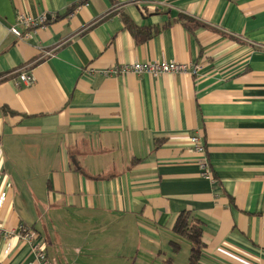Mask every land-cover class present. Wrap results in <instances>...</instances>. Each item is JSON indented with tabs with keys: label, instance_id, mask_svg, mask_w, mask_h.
<instances>
[{
	"label": "crops",
	"instance_id": "obj_1",
	"mask_svg": "<svg viewBox=\"0 0 264 264\" xmlns=\"http://www.w3.org/2000/svg\"><path fill=\"white\" fill-rule=\"evenodd\" d=\"M18 12L47 22L17 38ZM136 61L199 68L102 73ZM0 195V264H37L20 226L55 264H187L181 212L198 264H264V0H0Z\"/></svg>",
	"mask_w": 264,
	"mask_h": 264
},
{
	"label": "built area",
	"instance_id": "obj_2",
	"mask_svg": "<svg viewBox=\"0 0 264 264\" xmlns=\"http://www.w3.org/2000/svg\"><path fill=\"white\" fill-rule=\"evenodd\" d=\"M46 17L44 15H40L38 17L29 16L23 12H18L16 15V22L14 25L9 26L8 32L16 36L17 38L25 37L29 34V31L34 30L38 26L42 25L45 21ZM24 28L25 31L20 30ZM49 54V53H46ZM198 65L196 63H178L175 61H136L128 64H123L120 66H113L110 69L104 70L102 73L104 75H124L126 73H131L135 75L147 74L152 78L158 77L162 74H183L186 72H190L195 74L198 70ZM16 84L22 83L25 85H30L33 82V77L27 72V66L19 68L17 71ZM190 143L192 144V151L201 156L198 159V164L200 167V174L213 180L212 172L208 163V156L204 144L200 142L198 136L192 135L189 138ZM3 200V196L0 195V203ZM0 227V232L3 231ZM4 233L13 234L14 232L5 231ZM17 235L20 239L26 241L30 246V251L34 254L37 264H55L52 260H50L42 245L37 239L36 233L28 227L20 226Z\"/></svg>",
	"mask_w": 264,
	"mask_h": 264
},
{
	"label": "trees",
	"instance_id": "obj_3",
	"mask_svg": "<svg viewBox=\"0 0 264 264\" xmlns=\"http://www.w3.org/2000/svg\"><path fill=\"white\" fill-rule=\"evenodd\" d=\"M174 20H179L182 24L189 30H193L196 27L203 26L199 21L194 18L187 16L185 14H178ZM47 20L43 22L45 24ZM126 28L129 30L131 35L134 37L136 42H143L152 36L153 29H144L137 27L133 23L129 22L126 24ZM2 112L7 113L8 111L5 107L2 108ZM202 221L194 216H190L189 213L181 212L172 227V233L178 238H182L190 242V250L188 254L187 264H198L201 256L202 248L204 246L202 241ZM171 246L173 251H177L179 248V243L172 240ZM163 264H172L171 258L165 260Z\"/></svg>",
	"mask_w": 264,
	"mask_h": 264
}]
</instances>
